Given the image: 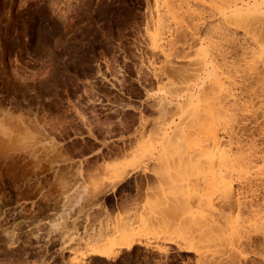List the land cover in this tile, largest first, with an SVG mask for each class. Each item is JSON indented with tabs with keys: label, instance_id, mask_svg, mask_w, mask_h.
Returning <instances> with one entry per match:
<instances>
[{
	"label": "rangeland",
	"instance_id": "rangeland-1",
	"mask_svg": "<svg viewBox=\"0 0 264 264\" xmlns=\"http://www.w3.org/2000/svg\"><path fill=\"white\" fill-rule=\"evenodd\" d=\"M258 1L0 0V264H264L204 222L264 223Z\"/></svg>",
	"mask_w": 264,
	"mask_h": 264
},
{
	"label": "bare ground",
	"instance_id": "bare-ground-1",
	"mask_svg": "<svg viewBox=\"0 0 264 264\" xmlns=\"http://www.w3.org/2000/svg\"><path fill=\"white\" fill-rule=\"evenodd\" d=\"M256 1V0H255ZM244 4H243V6H245L246 8H249V5H250V3L247 1V3L246 2H243ZM252 3V2H251ZM254 5H259V4H263L264 5V0H259L257 3L256 2H254L253 3ZM253 4H252V6H253ZM262 27H264V25L262 26ZM263 31H264V28L262 29ZM264 33V32H263ZM191 38H193V37H191ZM195 39V38H194ZM263 52V51H262ZM220 54V53H219ZM252 56V55H251ZM264 56V55H263ZM261 58V57H260ZM214 60V59H213ZM222 61H225V59H224V57L221 59ZM250 60H252V59H250ZM252 63H253V60H252ZM225 64V63H224ZM255 64V63H254ZM222 65V64H221ZM251 66V65H250ZM252 67V66H251ZM253 67H255V66H253ZM224 68V67H223ZM226 68V67H225ZM260 68V67H259ZM228 69V68H227ZM226 69V70H227ZM248 69H249V67H248ZM250 69H252V68H250ZM254 69V68H253ZM251 72V71H250ZM256 76L254 77V78H252L253 80V82L254 83H258L257 85L259 86L258 88H260V92L259 93H261V94H263L264 93V68H263V70H261L260 72H258V73H256L255 74ZM229 77V76H228ZM227 78V77H226ZM218 79V78H217ZM230 79V78H229ZM252 82V83H253ZM231 84V83H230ZM233 84V83H232ZM251 84V83H250ZM210 85H212V84H210ZM215 85V84H214ZM255 85V84H254ZM253 85V86H254ZM214 88V87H213ZM215 90V89H214ZM216 93H217V91H216ZM219 93V92H218ZM217 93V94H218ZM230 95V94H229ZM251 95V94H250ZM218 96V95H217ZM264 96V95H263ZM230 97V96H229ZM225 98H227V96L225 97ZM218 99V98H217ZM222 100V99H221ZM218 101H220V100H218ZM223 101V100H222ZM222 104V103H221ZM217 106H218V104H217ZM231 105H229V107H230ZM237 106V105H236ZM220 108H218V110H217V116H216V119H217V121H221V118L227 113V112H229L228 110L230 109L229 107H228V105L226 106V105H220L219 106ZM216 112V111H215ZM230 113V112H229ZM213 114H215V113H213ZM228 114V113H227ZM216 123H217V121L216 120H214ZM225 121V120H224ZM214 122V123H215ZM221 123V122H220ZM218 124V123H217ZM233 130V129H232ZM230 132V131H229ZM231 134V133H230ZM233 134V133H232ZM216 141H217V145H216V147H218V149H216L217 150V155L219 156H221V157H223L224 159H226L227 158V156L229 155L227 152H226V150H225V152L223 151V148H222V146H219L221 143L219 142V140L218 139H216ZM230 147V146H229ZM237 148H238V146H237ZM243 151V150H242ZM241 151V152H242ZM239 152V151H238ZM225 153H226V156H225ZM234 153V152H233ZM228 154V155H227ZM218 156H216L217 158H218ZM231 156H232V154H231ZM229 157V156H228ZM241 157V156H240ZM234 158H236L235 156H234ZM230 160V157L229 158H227L226 159V164H227V161H228V164H229V162L231 163L232 161H229ZM232 160V159H231ZM217 161H218V159H217ZM245 161V160H244ZM243 161V162H244ZM219 162V161H218ZM246 162H248V161H246ZM220 163H221V165H222V161H220ZM224 163V162H223ZM240 163H242L241 161H240ZM225 164V163H224ZM227 164V165H228ZM232 164H233V162H232ZM231 164V165H232ZM243 165H244V163H242ZM218 165V164H217ZM245 166H246V164H245ZM244 166V167H245ZM252 178V177H251ZM221 180H223V179H221ZM224 181H226V180H224ZM223 182V181H222ZM226 183L227 184H225L224 182H223V184L224 185H221V187H219L218 188V190H217V192H216V195L217 196H215L216 197V199H219V200H221V201H223L224 203H225V206H227L228 207V210H226V208L225 207H221V208H219V209H217V210H214L213 211V215L211 214L210 215V217L209 218H206L205 219V225H207V227L210 229V230H212V232L214 231V235H215V232L217 233V234H219L220 235V233H221V235L223 234V232H224V234H225V232L227 233H229L230 234V236H228V237H231L232 235V237H235L238 241H239V244L243 247H248V248H252L253 250H251V252H255V250L257 251L258 250V252H255L256 254H258L259 255V257L261 258V259H264V223L262 224V225H260L258 228H253L254 230H251V231H249V230H247V228L246 229H242L243 227H240L239 225H236L235 224V226H234V223L232 224V222H231V214L234 212V211H237V212H243V211H245L244 213H246V211H247V213L249 212V213H251V212H258V213H260L261 212V208L259 207L258 208V206L260 205V204H253V203H251L252 201H250L246 206H242L241 204H240V202H239V200H238V195L232 190V187H231V184L230 183H228V181H226ZM249 184V183H248ZM251 184V183H250ZM247 185L246 187H249V186H251V185ZM255 185V184H254ZM245 189V188H244ZM249 189V188H248ZM254 190V189H253ZM212 199H213V197L211 196L210 197V199H207L206 200V203L208 204V206L209 207H211V204H212ZM215 201V200H214ZM256 202V201H255ZM263 206H264V199H263ZM246 213V214H247ZM257 214V213H256ZM255 214V215H256ZM258 215V214H257ZM245 217V216H244ZM263 219H264V214H263V217H262ZM259 219V218H258ZM262 219V220H263ZM122 223V222H121ZM128 224V223H127ZM126 224V225H127ZM122 225H123V223L121 224V225H119L121 228L120 229H118L119 228V226H117V229L118 230H120V231H115V233L117 234V232H118V235H117V237H116V239H117V241H114V240H108L107 239V241H109V242H102V244L103 245H106L107 247H109V248H107L108 250H91L92 251V253L93 254H96V256L98 255V256H102V257H109L110 255H111V253L112 252H114V251H118V250H121V249H126V250H130V249H132L134 246H144V243L142 242V241H140L138 238H137V236L136 235H134V233H132L131 232V229H133V227H131V228H127V226L125 225V226H123L122 227ZM111 226V225H110ZM129 227L131 226V224L130 225H128ZM116 227V226H115ZM114 227V228H115ZM128 229H130V230H128ZM114 230H116V229H114ZM220 232V233H219ZM251 233H252V235H251ZM232 234V235H231ZM254 234H256L255 235V237L253 236ZM98 235L100 236V234L98 233ZM212 235V234H211ZM213 235V236H214ZM227 235V234H226ZM101 237V236H100ZM222 238V237H221ZM115 239V240H116ZM232 239V238H231ZM235 239V240H236ZM98 240H100V239H98ZM98 240H94V243L95 242H98ZM221 240V239H220ZM113 245L115 246L114 247V249H116V250H111V248L113 247ZM104 247V246H103ZM185 248V250L186 251H189V250H191V248L192 247H184ZM184 248H182V249H184ZM187 249H189V250H187ZM243 249V248H242ZM110 250V251H109ZM184 250V251H185ZM250 250V249H249ZM183 251V250H182ZM192 251V250H191ZM250 252V253H251ZM115 253H117V252H115ZM162 253V252H161ZM254 253V254H255ZM163 254H165V253H163ZM247 254H248V252H246L245 251V248H244V251L243 252H240V253H238V256H237V258H236V262H232V264L233 263H235V264H239L240 263V261H242L243 262V264H246L247 263ZM255 254V255H256ZM236 255V254H235ZM257 255V256H258ZM233 257V256H232ZM231 258V257H230ZM235 258V257H234ZM222 259V258H221ZM232 259H229V261H231ZM235 260V259H234ZM234 260H232V261H234ZM220 261V260H219ZM228 261V260H227ZM222 262V261H221ZM222 264V263H221ZM223 264H226L225 263V261H224V263ZM228 264V263H227Z\"/></svg>",
	"mask_w": 264,
	"mask_h": 264
}]
</instances>
